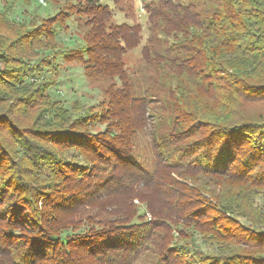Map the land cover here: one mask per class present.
Wrapping results in <instances>:
<instances>
[{
	"label": "trees",
	"instance_id": "trees-1",
	"mask_svg": "<svg viewBox=\"0 0 264 264\" xmlns=\"http://www.w3.org/2000/svg\"><path fill=\"white\" fill-rule=\"evenodd\" d=\"M7 2L0 62L18 65L0 68V103L37 98L47 107L37 118H47L26 127L0 112V264H264V116L248 110L264 102V0H149L151 34L134 68L120 57L131 37L141 41L142 25L107 24L114 14L101 0H72L48 25L15 36L26 18H12ZM114 2L135 15L134 0ZM68 17L87 18L86 45L37 57L34 46ZM58 58L81 61L87 76L125 80L85 122L68 123L70 110L50 100ZM87 123L108 126L83 135ZM140 130L150 133V153L133 140ZM73 147L76 158H65ZM199 174L234 188L232 198L213 203L204 185L184 180ZM146 192L147 210L129 209ZM157 193L168 212L153 203ZM178 219L189 228L176 240Z\"/></svg>",
	"mask_w": 264,
	"mask_h": 264
},
{
	"label": "rangeland",
	"instance_id": "rangeland-1",
	"mask_svg": "<svg viewBox=\"0 0 264 264\" xmlns=\"http://www.w3.org/2000/svg\"><path fill=\"white\" fill-rule=\"evenodd\" d=\"M72 0H45V3H42L41 0H8L6 5H9L8 7L12 8V18L22 16L24 15L26 18V21L22 24L15 25L16 28L10 29L11 33H9L11 36H15V32H17L18 35L21 33H24L25 31H28L31 28H36L41 26L42 22L46 23L48 25L47 20L53 16L55 13L60 14L61 11L64 9H67L66 7L70 6ZM75 1V0H74ZM84 1V0H83ZM104 4L109 5L112 8L114 16L112 18L107 19V24H114L115 27L120 26L122 23H140L143 28V37L141 41L135 40L134 37H131L130 44L131 49H126L123 54H121V60L125 61L128 68H134V66H137L141 62L142 54L141 51L143 47L148 44L147 36L151 34L150 31L147 29V16L144 12V4L148 2L149 0H134L135 1V15L132 14L130 18L125 15L124 12L120 11L117 6L115 5V0H101ZM83 3V2H81ZM2 8V6H0ZM64 13V12H63ZM83 14V13H82ZM66 17V16H65ZM99 19H102L100 15H98ZM86 17H79V19H76L75 17H68L67 20L62 22L61 26H59V32L54 38H46L43 39L42 44L38 47L34 46L35 49L40 51V53L37 54V57H42V53H50L49 49L59 48L58 51L61 53L62 51H74L76 48H83L86 45L85 37L86 34H88L91 26H89L87 23H85ZM9 30V31H10ZM18 43V42H17ZM36 51V50H35ZM59 53V54H60ZM39 59V58H38ZM58 63H60L61 71L55 72L54 79H57V86L53 87L51 89V95L53 98L50 100L53 101L52 105L57 106L58 104L63 105L65 108L70 110V116L68 117V123L71 121H74L76 118V121H86V118L84 117L85 114L94 112L98 110L100 107H103L105 105V101L108 98V90L109 89H117L121 87V85L124 82V78L114 77L109 78L105 76L104 74H98L95 76H87L85 74L84 70V64L79 61L75 60L73 62H65L62 58H58ZM9 67H17V62L9 61V63H2L0 62V68L4 69ZM49 76V74H48ZM131 74L127 75V79H131ZM57 99V100H55ZM44 102V101H43ZM79 103V111L74 109V104ZM2 104V108L0 112L5 113L10 119L13 120H20V122H24L26 127L37 125L45 126L43 123H41L42 118H47V112L44 111V115L42 117L39 115L37 118V114L41 112L43 109L47 108L46 104H41V101H39L37 98H33L32 101H28L27 104L24 102L22 103L19 100H13L12 98H9V100H6ZM30 104H32L30 106ZM46 110V109H45ZM248 110L253 114L252 116L253 120H257L258 115L261 113V116H264V102L260 104H256L254 106H251L248 108ZM149 120H146V124L148 123V127H150L149 131H153L152 128L157 129L158 127V117L156 116L158 114V110L153 105L151 106V110L149 111ZM153 115V116H152ZM151 117V118H150ZM45 118V119H46ZM251 118V119H252ZM44 119V120H45ZM34 120V123L32 124ZM47 120V119H46ZM31 122V123H30ZM38 123V124H37ZM66 126V125H65ZM106 124L101 123H87L86 125H83L82 127H78L77 129L82 132L83 135H91L93 133H101L106 129ZM68 128V126H67ZM38 129V128H36ZM28 130V129H26ZM4 137L5 136V133ZM148 130H140L133 136L134 142L139 144L140 146H143L146 151L149 153L152 151L150 144L151 142V136ZM65 152V158H76L73 156L75 152H78L76 148H67L64 150ZM188 173V172H187ZM186 174V173H184ZM175 178L180 179V175L173 174L172 175ZM186 176H189V173L186 174ZM185 181H191V185L195 186V189L198 191L201 189V187L204 185L207 190H209V193H204V197L211 198L213 203H218L219 199H222L224 196H228L229 198H232L234 194V188H229L228 185L225 183L219 182L215 178H211V176L208 175H194L192 179ZM184 181V182H185ZM149 192H146V194L143 193L144 200L141 199V197H136L134 200L131 201V205L129 209H133V205L137 206L140 209V212H144L147 210V201L146 199H149ZM157 193L153 200V203L156 204V206L160 209L164 208L166 212H168L165 208V203L161 200V198L158 196ZM118 201V200H114ZM201 199L198 197L196 198V202L200 203ZM202 202V201H201ZM261 202V198L258 197L255 201V204L253 206L258 205ZM198 205V204H196ZM200 206V204H199ZM92 211V210H91ZM91 211L89 212H83V214L78 215L80 219L86 218L88 215H90ZM149 213H147L148 215ZM230 216V214H227ZM233 215L231 214V217ZM236 217L237 215L234 214ZM177 220V219H176ZM78 222H85L84 220H77ZM183 219H178L175 223L172 224L173 232L172 235L175 236L176 240L181 239L180 237V231H184V233H187L188 228L185 223H182ZM239 222L242 223L244 220L242 218H239ZM163 232L162 230H160ZM159 242L156 241V245ZM161 245V243H159ZM158 245V246H159ZM200 246L204 247L205 250H208V245H202L200 241Z\"/></svg>",
	"mask_w": 264,
	"mask_h": 264
},
{
	"label": "built area",
	"instance_id": "built-area-1",
	"mask_svg": "<svg viewBox=\"0 0 264 264\" xmlns=\"http://www.w3.org/2000/svg\"><path fill=\"white\" fill-rule=\"evenodd\" d=\"M42 1V3H45V0H41Z\"/></svg>",
	"mask_w": 264,
	"mask_h": 264
}]
</instances>
